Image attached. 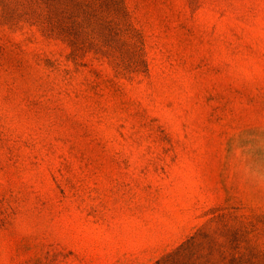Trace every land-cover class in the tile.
<instances>
[{"label":"rangeland","instance_id":"rangeland-1","mask_svg":"<svg viewBox=\"0 0 264 264\" xmlns=\"http://www.w3.org/2000/svg\"><path fill=\"white\" fill-rule=\"evenodd\" d=\"M0 264H264V0H0Z\"/></svg>","mask_w":264,"mask_h":264}]
</instances>
